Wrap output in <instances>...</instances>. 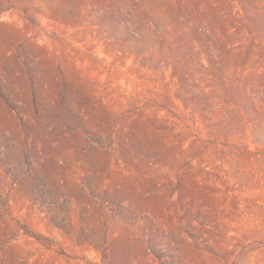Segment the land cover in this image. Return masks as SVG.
Segmentation results:
<instances>
[{
	"label": "rangeland",
	"instance_id": "rangeland-1",
	"mask_svg": "<svg viewBox=\"0 0 264 264\" xmlns=\"http://www.w3.org/2000/svg\"><path fill=\"white\" fill-rule=\"evenodd\" d=\"M0 264H264V0H0Z\"/></svg>",
	"mask_w": 264,
	"mask_h": 264
}]
</instances>
